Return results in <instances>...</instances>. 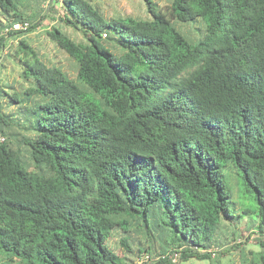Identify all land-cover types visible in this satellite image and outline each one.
<instances>
[{"label":"trees","instance_id":"obj_1","mask_svg":"<svg viewBox=\"0 0 264 264\" xmlns=\"http://www.w3.org/2000/svg\"><path fill=\"white\" fill-rule=\"evenodd\" d=\"M57 1L47 39L74 74L23 38L40 16L0 0V33L30 23L0 37L24 84L0 85V264H223L245 222L264 235V0Z\"/></svg>","mask_w":264,"mask_h":264},{"label":"rangeland","instance_id":"obj_2","mask_svg":"<svg viewBox=\"0 0 264 264\" xmlns=\"http://www.w3.org/2000/svg\"><path fill=\"white\" fill-rule=\"evenodd\" d=\"M161 3H168L170 0H156ZM106 16L112 17L116 16L118 13H124L132 16H140L144 14L145 8L141 4L139 0H95ZM24 3V12L28 13L30 16H36V19L40 25L34 32H39L36 36L33 34L34 32L24 35L27 41L32 43V45L36 46L40 49L41 56L43 60L51 65V62H56L57 65H61L66 71L74 74L75 63L72 59H70L67 55L61 53L54 45L47 39V32L50 31L53 27H63L61 21L59 19H63L64 9L57 0H23ZM10 61V62H9ZM3 63L5 64L2 67ZM0 85L5 87L4 89L8 92H13L12 87H21L24 84L21 82L19 78V66L15 64L11 59L5 60L0 58ZM18 99L21 100L20 96H17ZM8 96L0 88V107H4L7 109V101ZM246 222L243 225V230L241 233V237H239L241 243L239 244L236 241L240 248L233 251H228L223 255H220L223 264H243V258H248V260L253 259L256 253L261 252L262 247L260 244L264 242V235L258 232L257 229H253L251 227H246ZM253 229V230H252ZM254 237V238H251ZM109 243L111 247L119 254L126 255L132 257L130 254L126 253V249L120 242V235L115 234L110 240ZM231 244H235L233 241ZM229 244V245H231ZM231 247V246H230ZM219 251V249H217ZM134 260H137L136 257H133ZM8 257L0 253V262H7ZM138 263V261H137ZM178 264H209L208 260H197L190 259L188 262L178 263Z\"/></svg>","mask_w":264,"mask_h":264},{"label":"built area","instance_id":"obj_3","mask_svg":"<svg viewBox=\"0 0 264 264\" xmlns=\"http://www.w3.org/2000/svg\"><path fill=\"white\" fill-rule=\"evenodd\" d=\"M30 23L25 21H13L10 23L5 22V27L1 30L0 37H7L10 33H16V32H27L29 31ZM14 42H17L15 39ZM254 238V237H251ZM238 243L240 244L241 241L239 240ZM210 252L212 253V256H215L218 252L217 249H211ZM179 258V255H175L174 261L176 262ZM152 261V258L149 254L144 253L140 258L138 259L137 264H150Z\"/></svg>","mask_w":264,"mask_h":264},{"label":"crops","instance_id":"obj_4","mask_svg":"<svg viewBox=\"0 0 264 264\" xmlns=\"http://www.w3.org/2000/svg\"><path fill=\"white\" fill-rule=\"evenodd\" d=\"M39 32H34L33 34L36 36V34H38ZM14 43H17V42H14Z\"/></svg>","mask_w":264,"mask_h":264}]
</instances>
